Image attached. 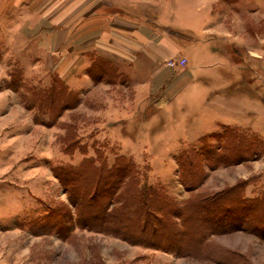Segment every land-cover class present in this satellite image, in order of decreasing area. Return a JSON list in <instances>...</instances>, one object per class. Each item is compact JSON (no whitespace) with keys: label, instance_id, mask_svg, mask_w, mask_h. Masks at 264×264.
<instances>
[{"label":"rangeland","instance_id":"rangeland-1","mask_svg":"<svg viewBox=\"0 0 264 264\" xmlns=\"http://www.w3.org/2000/svg\"><path fill=\"white\" fill-rule=\"evenodd\" d=\"M5 34L9 33L0 32V264H264V236H260L264 235V208L259 212L247 204L264 202V103L259 106L260 117H242L249 125L213 118L198 127L196 113H179L174 107V118L149 127V108L122 118L131 112L125 113L123 107L131 108L133 90L120 84L124 78L118 79L114 68L104 66L103 82H84L79 94L69 78L59 79L49 59L43 64L27 60L25 52L31 61L34 55L21 46V35L13 43ZM171 58L178 57L165 62L173 72L184 68L171 67ZM249 72L252 88L260 92L255 98L264 100V72ZM53 76L58 80L52 81ZM53 82L55 92L64 85L75 93L78 103L58 111L61 99L76 102L71 94L65 97V88L55 110L40 102L37 92L49 90ZM253 99L249 97L248 106L256 110ZM97 153L107 163L116 155L131 159L134 177L158 186L168 198L166 213L149 217L154 221L150 225L156 227L152 236L159 239L155 246L133 244L73 223L69 190L74 185L62 183L53 168L80 165ZM129 176L116 188L109 209L117 208L130 192ZM87 186L83 188L89 190L92 185ZM225 196L253 198L245 201L249 208L239 212L245 219L236 218L239 222L232 226L225 221L219 225L222 229L211 234L215 230L209 227L214 223L198 214L191 224L197 223L202 233L201 251L197 257L182 255L178 243L191 224L184 221L186 231L175 234L183 221L179 211L189 200L219 202ZM150 225L143 224L145 231L150 232ZM135 238L145 242L141 235Z\"/></svg>","mask_w":264,"mask_h":264},{"label":"crops","instance_id":"crops-1","mask_svg":"<svg viewBox=\"0 0 264 264\" xmlns=\"http://www.w3.org/2000/svg\"><path fill=\"white\" fill-rule=\"evenodd\" d=\"M0 32L13 43L21 35L27 60H50L78 93L95 85L92 65L114 68L133 90L122 118L149 108V127L174 118V107L196 113L198 127L260 117L249 71L264 72V0H0ZM170 57L185 58L184 68L173 72Z\"/></svg>","mask_w":264,"mask_h":264},{"label":"trees","instance_id":"trees-1","mask_svg":"<svg viewBox=\"0 0 264 264\" xmlns=\"http://www.w3.org/2000/svg\"><path fill=\"white\" fill-rule=\"evenodd\" d=\"M104 66L105 65L98 62L89 68V75L93 80L102 78V69ZM56 79L57 78L54 76L52 77V81ZM55 85L56 83L53 82V84L49 85V90L38 91L36 94L40 102H44L43 104L46 103L50 107V110H55L56 105H59L57 102L60 99L57 97L62 95V88H65V91L67 90V94L65 95L66 98L70 96L69 94L75 97V93L64 85H62L63 87L60 89L59 93L55 92ZM74 100L76 102L72 103L68 101V98L65 100L61 99L58 111L68 108L70 105V107L75 106L78 103V98L75 97ZM69 145L74 149L75 142L71 141ZM116 159L120 161L115 162ZM106 160L107 159L103 155L97 153V155L88 156L80 165H59L53 168L55 176L62 183L68 184L71 182L74 185L69 190V202L75 209L73 223L79 228L124 237L128 242L133 244L149 245V243H153V246H155L157 242H159V239L152 236L155 235L156 227L150 224H154L152 218H159V216L166 213L167 208H164V201L168 198H165L162 191L157 188L158 186L145 183L144 181L140 182L134 177L135 166L131 159L126 161L120 155H116L111 163H107ZM128 174L130 175V192L127 193V196L123 197L117 208L109 209L108 203L115 195L116 188L125 180L126 176V179H128ZM78 179H80V181ZM81 180L83 182H81ZM90 183L92 185V190L91 188L89 190L83 188V186H87ZM220 198L222 199V197ZM242 198L243 201L240 200V198H237V200H233L232 198L228 199L227 196H225L224 200L218 199L220 200L219 202L214 199L209 200L205 198L193 202H191V200L187 201L184 208L179 211L177 215L179 218H183V221L179 225L180 228L175 229V234L182 235V233L186 231L182 225L185 226V222L191 224V222L194 221V217L199 219V215H203L201 218H205L206 222L209 220L214 223V227H209L215 230L210 232L212 234L218 232L217 230H220V228L222 229L219 225L224 224L225 221L232 226L239 222L236 218H242V220H244L245 216H240L239 214L243 207L246 209L255 205L259 210L260 208H264L263 201H259L258 203H247L249 206L247 207L245 201H250L253 198ZM208 210L212 213L207 215L206 212ZM259 212H262V210ZM194 214L196 216H194ZM143 216L145 217L143 218ZM150 216L152 218L149 219ZM166 216L168 215L166 214ZM143 224L147 227H149V225L151 226L150 232L149 230L145 231ZM191 225H187L189 230L182 236L181 241L178 243V249L182 255L197 257L202 248L200 244V236L202 233L197 223ZM253 227L255 226H252V228ZM258 230L260 233L263 231L261 225ZM169 231L167 235H170ZM136 235H141L145 242L136 239Z\"/></svg>","mask_w":264,"mask_h":264},{"label":"built area","instance_id":"built-area-1","mask_svg":"<svg viewBox=\"0 0 264 264\" xmlns=\"http://www.w3.org/2000/svg\"><path fill=\"white\" fill-rule=\"evenodd\" d=\"M168 64L171 67H180L181 68L185 65V58H181V57L171 58V59H169Z\"/></svg>","mask_w":264,"mask_h":264}]
</instances>
